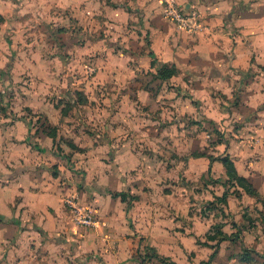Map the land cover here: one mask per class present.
Listing matches in <instances>:
<instances>
[{
	"label": "crops",
	"instance_id": "crops-1",
	"mask_svg": "<svg viewBox=\"0 0 264 264\" xmlns=\"http://www.w3.org/2000/svg\"><path fill=\"white\" fill-rule=\"evenodd\" d=\"M178 2L197 8L208 30L198 35L177 30L172 22L162 18L160 0H0V61L7 63L5 60L16 45L12 38L20 37L16 31L23 23L34 29L35 21L42 22L44 4L46 9L52 4L58 11L63 10V20L67 19L64 11L68 10L79 26L86 20V25L98 23L114 28L122 20L139 29L145 28L137 32L133 41L123 38L127 41L124 46L131 45L134 52L138 47L139 51L125 59L136 60L142 67H153L150 70L159 82L163 81L158 74L162 68L165 74L170 73L165 80L182 89L223 94L221 101L229 105L219 111V118L225 124L231 123L227 130L234 137L243 138L242 144L249 147L245 155L233 154L236 160L247 164V167L235 165V169L264 197V19L261 14L264 0ZM161 23L167 26L164 30ZM4 27L10 29L8 34L13 31L14 36L2 34ZM88 44L96 46L92 40ZM109 45L113 53V46ZM25 52L24 73L42 74L45 81L42 87L49 89L57 70L50 61L52 57L46 54L35 57L32 49ZM36 58L39 62L33 63ZM137 69L132 64L122 72L133 74ZM9 72L12 76L18 74L15 68ZM28 92L33 89L27 87ZM41 104L43 109L52 108L49 100ZM20 107L27 113L34 110L28 96ZM43 113H46L45 123L37 128L35 135L27 115L23 118L19 114L0 115V264L159 263L151 257L141 263L147 247L169 258L177 241L170 236L167 243L161 242L160 238L167 237L171 231L153 222L161 220L170 205L176 208L174 191L163 194L160 191L163 186L156 182L161 173L147 172L139 158L141 168L130 174L128 166L137 164L135 150L126 142L121 147L114 145L119 138L117 118H111L106 135L107 151L111 150L115 163L112 167L110 162L96 158L99 148L91 138L83 137L93 146L81 143L80 134L68 129L66 134L55 128L65 117L61 108L57 115L48 114L49 110ZM123 120V124L129 123L128 118ZM84 154L95 157L82 163L78 157ZM70 156L73 164L68 163ZM200 157L208 158V155ZM89 162L98 169L95 178L90 176ZM81 164L86 171L83 176L73 171L81 168ZM164 176L175 177L171 173ZM70 195L76 196L80 205L92 208L99 220L97 226L83 229L72 222L63 203Z\"/></svg>",
	"mask_w": 264,
	"mask_h": 264
},
{
	"label": "rangeland",
	"instance_id": "rangeland-1",
	"mask_svg": "<svg viewBox=\"0 0 264 264\" xmlns=\"http://www.w3.org/2000/svg\"><path fill=\"white\" fill-rule=\"evenodd\" d=\"M56 8L51 4L46 9L44 4L42 22L35 21L34 29L23 23L16 31L20 37L14 36L13 31L8 34L9 28H2V34L8 37L13 33L16 45L9 59H4L7 63L0 61L3 62L0 64V115L19 114L22 118L27 115L35 135L37 128L45 123L46 113L43 112L49 110L48 114L57 115L61 108L65 117L55 128L82 135L83 144H91L84 136L91 138L99 148L96 158L110 162L112 167L115 163L111 150L107 151L106 135L111 118H117L115 127L119 138L114 145L121 147L126 142L135 150L137 164L128 166L130 174L141 168L139 158L147 172L161 173L156 182L163 186L162 193L174 191L176 208L170 205L162 219L153 222L171 231L167 237L160 238L161 242L167 243L170 236L177 241L169 258L178 264H201L214 253L208 264H264V197L249 195L244 185L234 180L222 164V159L226 158L233 167L240 164L247 167L233 154L245 155L249 149L242 144L243 138H236L227 130L231 123L225 124L224 119L219 118V111L229 105L221 101H224L223 94L190 92L171 84L170 80L159 82L150 70L153 67L126 60L125 56L134 51L131 45L124 46L125 42L135 40L137 32L145 28L139 29L122 20L114 28L98 23L86 25V20L79 26L71 12L65 10L67 19L63 20V10ZM262 13L264 19V10ZM162 18L165 17L162 15ZM160 27L164 30L167 26L161 23ZM127 37V41L123 39ZM91 40L96 42L95 47L88 44ZM109 44L113 46V53ZM27 49H32L35 57L41 54L52 57L50 61L57 70L49 89L42 87L45 82L42 74L24 73ZM137 49L134 53L139 54ZM37 61L36 58L32 62ZM132 64L138 68L135 73L122 72ZM12 68L16 69L17 76L10 74ZM11 85L14 88L9 89ZM27 87L33 92L26 94ZM27 96L33 102V112L27 113L20 107ZM46 100L52 108H42L41 102ZM127 118L129 123L123 124V119ZM202 154L208 158H201ZM93 157L84 154L78 158L85 163ZM68 163L73 164L71 156ZM90 164V176L95 178L98 169ZM83 165L73 170L76 175L85 174ZM164 173L175 177H165ZM223 194L226 198L220 202L217 198ZM126 196L132 199L131 195ZM153 253L150 248L144 255Z\"/></svg>",
	"mask_w": 264,
	"mask_h": 264
},
{
	"label": "built area",
	"instance_id": "built-area-1",
	"mask_svg": "<svg viewBox=\"0 0 264 264\" xmlns=\"http://www.w3.org/2000/svg\"><path fill=\"white\" fill-rule=\"evenodd\" d=\"M160 1L164 17L172 22L177 30L189 35H198L208 30V25L194 6L180 4L178 0ZM63 203L76 226L83 229L97 226L99 220L95 212L88 206L80 205L76 196L65 197Z\"/></svg>",
	"mask_w": 264,
	"mask_h": 264
},
{
	"label": "trees",
	"instance_id": "trees-1",
	"mask_svg": "<svg viewBox=\"0 0 264 264\" xmlns=\"http://www.w3.org/2000/svg\"><path fill=\"white\" fill-rule=\"evenodd\" d=\"M165 72L166 71H164L162 68H160L159 72H158L159 77H161L162 79H165L166 77H168L170 73H168V75H167V74H165ZM222 164L226 167L228 173L230 172V175H232V178L234 180L238 181L242 186L244 185L243 187H245V189L248 191L249 195H257V194H259L258 191L253 187V185L244 176H241V175H239L237 173L235 167H233V165L231 163H228V160L226 158L222 159ZM121 195H123V194L121 193ZM225 198H226V195L223 194L219 198H217V200L222 202V201L225 200ZM147 249L150 250L149 247H147ZM213 256H214V253H211V255L209 256L208 260L205 261L204 263H201V264H208L212 260ZM150 257L151 258H156L159 261V263H161V264H178V263L170 260L168 257L160 256L157 253H153L151 256L145 254V257L143 259H141V263H146L145 261L148 258L150 259Z\"/></svg>",
	"mask_w": 264,
	"mask_h": 264
}]
</instances>
